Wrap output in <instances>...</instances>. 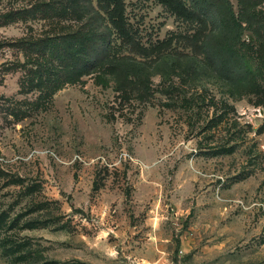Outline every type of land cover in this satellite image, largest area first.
<instances>
[{
  "label": "rangeland",
  "instance_id": "374dc122",
  "mask_svg": "<svg viewBox=\"0 0 264 264\" xmlns=\"http://www.w3.org/2000/svg\"><path fill=\"white\" fill-rule=\"evenodd\" d=\"M254 1L258 33L243 23L237 45L254 86L231 93L201 57L189 72L177 38L144 98L95 73L56 85L41 54L9 43L68 18L39 12L44 0H0V264H264V0ZM124 3L145 44L192 27L157 0ZM224 145L233 151L218 153Z\"/></svg>",
  "mask_w": 264,
  "mask_h": 264
},
{
  "label": "trees",
  "instance_id": "16d2710c",
  "mask_svg": "<svg viewBox=\"0 0 264 264\" xmlns=\"http://www.w3.org/2000/svg\"><path fill=\"white\" fill-rule=\"evenodd\" d=\"M157 1L192 27L145 44L127 20L124 0H44L39 12L68 18L66 25L59 32L21 37L9 44L41 54L45 59L36 63H51L53 80L58 86L95 73L145 98L152 92V66L165 63L173 40L181 38L192 52V64L186 67L189 72L201 68L193 62V57H201L207 67L226 81L231 93L241 95L254 86V69L237 49L243 23L253 26V32L258 33L254 0H237V13L230 0ZM8 14L0 13V22ZM103 79L100 81L104 82ZM220 147L218 153L233 151L231 146Z\"/></svg>",
  "mask_w": 264,
  "mask_h": 264
}]
</instances>
